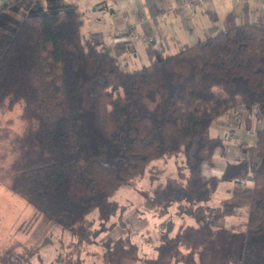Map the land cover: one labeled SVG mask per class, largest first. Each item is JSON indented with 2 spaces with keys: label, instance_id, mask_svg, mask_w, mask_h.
<instances>
[{
  "label": "trees",
  "instance_id": "obj_1",
  "mask_svg": "<svg viewBox=\"0 0 264 264\" xmlns=\"http://www.w3.org/2000/svg\"><path fill=\"white\" fill-rule=\"evenodd\" d=\"M82 22L71 8L33 6L0 34V111L18 107L26 122L10 190L35 216L93 244L118 225L117 189L147 171L144 203L168 216L155 255H138L125 232L102 239L98 264H201L199 246L218 248L227 264H264V22L228 13L214 33L140 66L120 59L128 41L103 49ZM241 104L262 117L255 142L222 174L203 175L222 145L211 124ZM172 157L175 172L159 177L153 162ZM221 182L232 185L211 204ZM227 216L238 222L217 223ZM0 259L22 264L14 250Z\"/></svg>",
  "mask_w": 264,
  "mask_h": 264
},
{
  "label": "crops",
  "instance_id": "obj_2",
  "mask_svg": "<svg viewBox=\"0 0 264 264\" xmlns=\"http://www.w3.org/2000/svg\"><path fill=\"white\" fill-rule=\"evenodd\" d=\"M36 1L20 0L19 4H15L16 0H0V20L4 21L0 22V34L3 29L15 26L16 21L28 9L39 7ZM87 3L88 6L94 3L101 13L85 24L83 36L93 39L109 51H113L116 41H128L130 50L120 56L121 61L128 66L144 65L148 62L150 54L154 57L164 56L177 51L184 44L209 36L224 26L228 13L234 16L236 22L245 19H260L264 22V0H90ZM74 6L76 10L72 9L83 18V11ZM84 22L83 19L81 31ZM116 29L122 30L119 36L115 34ZM238 113L241 116L237 117ZM261 125L262 117L256 105L241 104L232 112L220 115L211 124L210 133L221 137L222 145L215 149L211 160L202 163V174H222L228 161L241 157L245 148L255 142L256 132ZM219 185L218 188H223L227 194L232 184ZM65 231L67 230H63L61 235L69 234L67 237L72 241L73 238L77 239ZM145 233L143 240L148 246L140 245L133 239L138 244L136 253L140 255L147 252L149 256H154L153 242H158L159 235ZM198 250L201 264H227L218 248L199 246ZM66 251H72L70 246L66 247ZM36 255L30 257L31 262L28 264H48L42 260L39 250ZM63 264L72 263L67 261ZM133 264L147 263L134 261Z\"/></svg>",
  "mask_w": 264,
  "mask_h": 264
},
{
  "label": "rangeland",
  "instance_id": "obj_3",
  "mask_svg": "<svg viewBox=\"0 0 264 264\" xmlns=\"http://www.w3.org/2000/svg\"><path fill=\"white\" fill-rule=\"evenodd\" d=\"M89 1L37 0L36 3L46 11L72 9L76 5L79 11H83L82 16L85 22L82 34L85 35V24L91 22L90 19H95L94 17L101 13L100 8L96 9L94 3L88 6L87 2ZM74 9L76 10V8ZM0 22L4 21L0 20ZM14 28L15 26L11 29ZM100 47L104 49L103 45ZM25 125L26 122L20 117L18 107L10 111H0V254L8 250L9 252L19 251L18 254L22 259L19 262L28 264L31 261L24 260L28 259L27 252L39 250L42 260L48 264H63L67 261L72 264H98L101 261L103 250L101 241L106 236L115 237L125 232H131V237L146 247L148 243H144L143 240L145 232H150L152 236L155 233L158 235L160 227L164 225V219L168 216L155 214L156 212L154 213L144 203L140 190L150 185L149 172L147 171L143 177L135 178L117 189L114 198L119 201L122 211L111 219L118 225L109 232L101 234L93 244H84L79 238L73 237L72 241L70 237H67L69 234L61 235L63 230L57 223L41 215L35 216L33 207L21 196L12 192L9 187L12 164L17 154L16 136L24 132ZM176 162L174 157L160 158L153 164L156 168H160L158 175L163 178L165 175L175 172ZM225 195L223 188H217L211 204H215ZM93 215L95 216V213L91 217ZM119 216L124 221L123 223L118 221ZM237 222V218L227 216L217 223L229 226L231 223ZM178 223L179 220L175 227ZM152 238L154 240V237ZM69 246L72 251L68 253L66 247Z\"/></svg>",
  "mask_w": 264,
  "mask_h": 264
},
{
  "label": "built area",
  "instance_id": "obj_4",
  "mask_svg": "<svg viewBox=\"0 0 264 264\" xmlns=\"http://www.w3.org/2000/svg\"><path fill=\"white\" fill-rule=\"evenodd\" d=\"M121 33H122V30H120V29H116V31H115V34H116V35L119 36ZM239 116H241L240 113L237 114V117H239Z\"/></svg>",
  "mask_w": 264,
  "mask_h": 264
}]
</instances>
